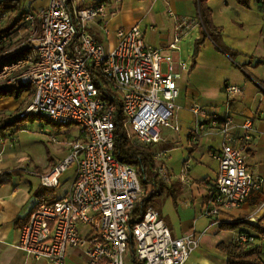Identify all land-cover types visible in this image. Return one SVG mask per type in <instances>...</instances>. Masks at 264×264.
<instances>
[{"label":"built area","instance_id":"2783aa9c","mask_svg":"<svg viewBox=\"0 0 264 264\" xmlns=\"http://www.w3.org/2000/svg\"><path fill=\"white\" fill-rule=\"evenodd\" d=\"M114 15L106 0H49L44 10L23 18L31 32L27 52L7 61L0 57V86H26L30 92L21 119L42 117L79 130V137L67 144L64 159L39 175L41 187L56 189L62 174L74 167L69 189L51 203L38 201L16 247L33 261L49 264H66L71 250L80 252L83 264H186L203 234L173 237L155 209L136 211L142 184L138 170L116 156L114 133L117 119L126 137L138 145L160 144L163 130L180 132L178 80L189 67L174 55L183 30L193 21L177 19L171 44L154 48L139 25L112 30ZM92 24L105 41L91 35ZM225 92L232 100L242 95L235 85H227ZM190 112L194 139L205 130L224 139L220 149L210 152L218 172L202 208V215L218 224L222 212L241 208L251 194L261 192L263 179L247 165L253 123L245 120L242 134L233 137L235 120L229 112L198 104L190 106ZM162 158L163 152L154 156ZM154 172L162 184H190L187 163L178 178H172L165 163ZM236 241L247 244L252 238L242 235Z\"/></svg>","mask_w":264,"mask_h":264},{"label":"crops","instance_id":"0c3cea01","mask_svg":"<svg viewBox=\"0 0 264 264\" xmlns=\"http://www.w3.org/2000/svg\"><path fill=\"white\" fill-rule=\"evenodd\" d=\"M106 1L109 12L115 14L113 24L111 22L112 30L117 27L129 28L139 25L144 32L146 43L151 47L167 48L171 44L177 19L193 21V26L183 30V41L194 33L198 35L195 40L201 38V24L195 0ZM26 2L29 13H38L47 7L49 0ZM206 5L211 9L213 25L221 30V44L235 52V55L231 58L207 38L189 70L182 74V79H179L180 96L176 102V121L179 124L178 117L190 114V122L187 124L186 136L183 139L187 153L182 161L183 164L187 163L190 166V184H181L178 180L164 184L156 196L158 209L151 205L159 213L173 237L180 238L190 233L203 234L199 249L193 253L196 256L192 254L186 264H227L226 256L217 249L218 244L235 242L242 235L252 238L251 243L260 249V260L264 264V4L260 0H251L250 7L246 9L236 0H208ZM5 16L7 13L3 19ZM5 20L0 19V50L5 48L3 53L0 52V56L10 54L13 56L18 52L14 44L22 40L24 42L22 47L26 48L25 43L30 36L25 35L21 38L17 35L25 26L24 23L21 22L13 30L8 31L14 21L7 26ZM5 26L10 28L3 29ZM90 33L99 41H105L97 24H92ZM113 39L114 36L111 35L110 41ZM182 40L178 45L179 50L174 55L177 61L183 58ZM227 85L239 86L242 95L233 100L229 99L225 92ZM21 98L31 99L30 92L26 90ZM20 99L0 100V112L2 114L12 110L16 112L20 107ZM193 104L221 114L224 111L229 112L235 120V128L231 134L233 137L242 134L240 126L245 120L249 119L253 123L254 138L247 152V165L253 173L263 179L261 192L251 194L241 208L222 212L218 224L204 217L202 208L208 200L210 185L218 172V163L211 158L210 152L220 149L224 139L221 134L208 130L202 132L198 138L192 137L194 118L190 106ZM179 126L182 129L180 124ZM25 128L21 126L17 130L25 132ZM13 131H15L13 128L6 130L3 137ZM164 135V141L158 145L168 143L170 145H165V149L156 154L163 152L165 158L169 151L178 148L181 140L172 141V138L168 139V136ZM62 141L65 143V139ZM59 142L57 140L55 143L59 145L58 152L51 154L43 167L25 171L19 164L22 161L17 160L18 153L7 152L8 148L0 136V264L41 263L28 258L16 245L22 226L28 221L40 199L39 175L48 173L67 154L68 146L60 145ZM200 167L205 169L200 170ZM167 200L170 203L166 204ZM229 225L236 228L225 229ZM204 248L214 249L217 254L210 256ZM80 256L79 251L71 250L67 260L78 259Z\"/></svg>","mask_w":264,"mask_h":264},{"label":"trees","instance_id":"16d2710c","mask_svg":"<svg viewBox=\"0 0 264 264\" xmlns=\"http://www.w3.org/2000/svg\"><path fill=\"white\" fill-rule=\"evenodd\" d=\"M208 0H195L198 17L201 26V38L195 41L194 55L200 52V48L207 38H210L215 45L221 49L223 52L228 54L231 58L235 55V52L224 47L220 42L221 30L216 28L212 22V12L211 9L206 5ZM264 4V0H260ZM236 2L243 8L248 9L250 7L251 0H236ZM29 6L26 0H0V19L4 18L6 13H9V17L6 19L7 26L13 21L14 24L8 31L13 30L19 23L23 21V18L29 13ZM35 27H39V21L35 22ZM24 42L22 40L16 42L14 47L18 50L13 56L10 54L8 56L1 55L0 57L3 61L10 60L11 58L22 55L27 52L25 47H22ZM11 46V45H9ZM5 48L0 50L3 53ZM8 50V49H7ZM2 61V62H3ZM28 90L26 86H20L18 88L12 87H1L0 86V100L5 98H13L14 100H19L22 94ZM20 114L16 116H4L0 120V136H4V132L12 127H15L18 121L24 120L20 118ZM14 118V119H13ZM12 119V120H11ZM116 128L114 133L116 156L118 159L130 165L138 170L139 178L141 184L147 188L148 184L154 183L152 191L146 195L141 202L138 204L136 211H144L148 207H153L151 205L152 200L158 195L159 190L164 186V184L156 181L155 168L159 166V161L154 159L155 151L157 145H138L134 144L133 141L128 139L122 128L120 120H116ZM236 226L229 225L225 229L234 230ZM217 249L223 253L227 258V264H262L260 260L261 251L258 247L252 245V243L239 244L237 241L231 242L229 244L220 243Z\"/></svg>","mask_w":264,"mask_h":264},{"label":"rangeland","instance_id":"374dc122","mask_svg":"<svg viewBox=\"0 0 264 264\" xmlns=\"http://www.w3.org/2000/svg\"><path fill=\"white\" fill-rule=\"evenodd\" d=\"M10 15L7 13V16H5V19L8 18ZM1 19V20H5ZM6 21V20H5ZM20 24V23H19ZM113 24V19H112ZM10 26V25H9ZM11 27V26H10ZM10 27L5 26L3 29ZM20 32L17 33V35L21 36V38H24L25 35L30 36L31 32L29 30V27L27 25L23 26ZM197 33H194L190 37L185 38L183 41V37H181V40L184 42L183 46L184 49L182 51V63H186L188 67L191 66L193 61L195 60L194 50H195V39L197 38ZM180 40V41H181ZM182 44V42H181ZM183 74V73H182ZM181 74V77H182ZM183 78V77H182ZM180 78V79H182ZM179 82V80H178ZM30 103L29 98L20 99V107L16 109L17 111L14 112L13 110L11 112H6L2 114L0 112V120L2 116H6L7 114H11L16 116L19 113H22L23 110L26 108V106ZM8 116V115H7ZM193 116V115H192ZM179 124L182 126V129L180 128L179 133H174L170 130H163V134L168 136L169 138L173 139H180L181 144H178L176 149L171 150L167 153L165 158H162L160 163H165L166 167L169 169L170 174L172 178H178L181 174L182 170V161L184 158H186V150H185V140L184 137L186 136V127L187 124H189L190 120V114H185L183 116L178 117ZM178 124V125H179ZM26 127V131L19 132L17 130L19 127ZM180 127V126H179ZM15 131L9 133L8 135H5V137H2L3 144L8 148L7 152H14L17 154V160L22 161L20 166L24 168L25 171L34 170L38 167H43L44 164L48 162L49 157L51 154H55L58 152L59 145L52 143L51 134L52 136H55L57 140H59V144H65L69 141H73L75 138L79 137V130L78 127L74 125L70 126H57L52 123H49L46 118H34L33 121L30 118H26L24 120L18 121L15 127H12ZM19 134L17 135V133ZM164 135V136H165ZM65 139V143L62 141ZM169 144V143H168ZM168 144H161L160 146L157 145L155 151L160 152V150L165 149V145ZM170 145V144H169ZM11 146V148H10ZM210 163V162H209ZM160 165V164H159ZM205 167V166H204ZM204 167H200V170L205 169ZM74 175V167H69L65 173L62 174L60 177V186L56 189H47L43 187H39L38 195L40 196V200H45L47 203H51L54 200H56L58 197L64 195L68 188L71 185L72 179ZM154 186L151 184H148L147 188L142 185L143 188V195H141V198L143 199L146 195H148ZM156 198V197H155ZM153 199L152 205L158 209V201L157 198ZM166 197H164L165 199ZM170 203L169 200H167L166 204ZM207 254L210 256H214L216 251L214 249H206L204 248ZM194 255V254H193ZM196 256V255H194ZM83 257H79L78 259H69L66 260V264H81L83 263ZM40 264H49L45 263V261H41Z\"/></svg>","mask_w":264,"mask_h":264}]
</instances>
